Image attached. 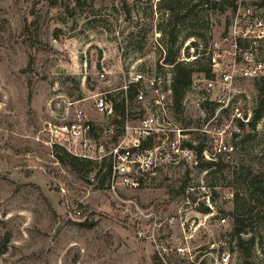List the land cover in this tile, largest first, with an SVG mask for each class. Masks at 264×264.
I'll use <instances>...</instances> for the list:
<instances>
[{
    "label": "rangeland",
    "instance_id": "obj_1",
    "mask_svg": "<svg viewBox=\"0 0 264 264\" xmlns=\"http://www.w3.org/2000/svg\"><path fill=\"white\" fill-rule=\"evenodd\" d=\"M163 2L0 0V264H217L228 251L232 264H244L236 241H228L232 171L249 165L264 172V114L255 129L243 127L230 158L214 159L223 160L222 169H203L196 153L161 163L138 188L100 186L99 161L81 172L60 162L56 153L66 147L47 130L48 123L66 122L68 99L86 98L78 104L102 122L87 97L122 87L147 65L167 71L160 64V44L167 48ZM212 12L217 41L233 16L230 6ZM186 31L181 26L180 55L191 54L192 41L202 51L211 40L209 32L208 42L185 38ZM238 85L254 110L264 80ZM132 107L137 114L140 104L132 100ZM215 107L206 105L203 113L192 97L181 116L173 113L184 142L200 139L209 154L215 148L204 129ZM203 159L210 158L202 152ZM258 231L264 241L263 224ZM261 249L249 257L252 264H264Z\"/></svg>",
    "mask_w": 264,
    "mask_h": 264
},
{
    "label": "built area",
    "instance_id": "obj_2",
    "mask_svg": "<svg viewBox=\"0 0 264 264\" xmlns=\"http://www.w3.org/2000/svg\"><path fill=\"white\" fill-rule=\"evenodd\" d=\"M231 7L233 18L227 21L224 34L213 40L211 27L213 12L209 15L210 41L204 49L191 44V54L183 52L178 60L193 61L200 54L207 57L211 75L197 72L183 100L194 98L204 113V105H216L214 113L207 120L205 132L211 134L215 151L203 150L207 158L218 156L230 158L244 126L253 120V110L245 106L242 88L238 81L264 77V4L262 0H216ZM195 38V37H194ZM188 41L186 44H189ZM160 44V43H159ZM163 56L160 64L166 72L157 71L148 65L132 71L125 85L118 89L95 92L87 98L94 99V112L98 119L87 117L84 106L78 103L86 98L67 100L66 122L48 123L51 140L76 156L93 161H110L112 171L110 187L138 188L156 174L158 167L167 161L196 159V144H186L182 127L176 125L173 117L171 64L165 62L167 48L160 44ZM157 65V64H155ZM105 71L100 73L104 79ZM129 87L136 90L134 99L140 104L137 114L127 93ZM121 93V94H120ZM125 101L126 114L122 124L114 98L117 95ZM74 107V113L70 109ZM138 116L137 123L132 117ZM214 121V123H212ZM212 123L211 126H208ZM119 139L113 141L118 135ZM153 143L144 146L147 138ZM222 221L226 217L221 218ZM217 264H232L231 253L223 252L217 257Z\"/></svg>",
    "mask_w": 264,
    "mask_h": 264
},
{
    "label": "trees",
    "instance_id": "obj_3",
    "mask_svg": "<svg viewBox=\"0 0 264 264\" xmlns=\"http://www.w3.org/2000/svg\"><path fill=\"white\" fill-rule=\"evenodd\" d=\"M261 4H264V0L261 1ZM163 6L167 14V17L164 19V26L160 27L164 34L163 38L167 41V54L164 60L166 63L172 65V106L173 111L180 115L184 109L183 100L191 87L194 74L204 72L207 76L211 75L209 63L205 55L200 54L193 61L189 62L178 60L182 46V42L180 41L181 26L187 28L184 35L185 38L195 37L208 41L206 32L209 31L210 12L215 10L223 12L229 5L216 0H164ZM192 42L196 46V52H198V42ZM261 78L264 80V77ZM127 93L130 97V102H132L136 93L135 88L129 87ZM119 97H115L114 100L116 111L119 115L117 122L118 124H122L125 120L126 107L124 99L120 97V100H118ZM263 114L264 97L261 98L258 106L253 110V120L250 123L252 129L256 128ZM198 141L196 148L200 156L199 165L203 169H211L212 171L222 169V159L201 160V154L206 145L200 139ZM152 143V137L147 138L143 142L144 146ZM189 145L192 144L189 143ZM56 158L60 162L71 166L77 172H81L89 165H92V163H96L91 159L73 155L65 150L64 153L57 151ZM239 168V170L232 171L234 179V185L232 184L233 197L228 213L231 217L228 235L231 238L228 241L231 244L235 240L239 251L245 255L244 264H252L248 259L253 255L257 246L260 245L261 250L264 252V241L258 231L260 224L264 226V172L257 171L249 165H242ZM111 171L112 164L110 161H103L99 164L96 177L100 179V186L103 187L106 182L110 181ZM203 211L209 212L210 209L206 207ZM188 264L195 263L192 261Z\"/></svg>",
    "mask_w": 264,
    "mask_h": 264
}]
</instances>
